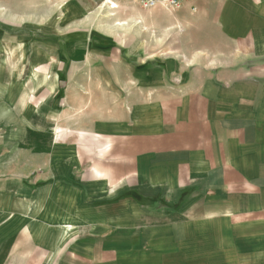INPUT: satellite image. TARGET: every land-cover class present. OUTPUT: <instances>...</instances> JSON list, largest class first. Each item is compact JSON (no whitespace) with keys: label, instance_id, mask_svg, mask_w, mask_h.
<instances>
[{"label":"crops","instance_id":"1","mask_svg":"<svg viewBox=\"0 0 264 264\" xmlns=\"http://www.w3.org/2000/svg\"><path fill=\"white\" fill-rule=\"evenodd\" d=\"M138 14L0 41V264H264V0Z\"/></svg>","mask_w":264,"mask_h":264},{"label":"rangeland","instance_id":"2","mask_svg":"<svg viewBox=\"0 0 264 264\" xmlns=\"http://www.w3.org/2000/svg\"><path fill=\"white\" fill-rule=\"evenodd\" d=\"M141 11L147 10H141L128 2L109 3L105 0H0V41L1 44L7 45L6 50L9 52L10 49L12 50V42L8 43V41L45 38V32L54 31L55 28L58 32H62L68 28L82 29L96 26L101 28L103 35L125 43L126 28L129 23L142 21L138 14ZM165 12L167 14L161 16V21L172 24L170 16H175V13ZM151 21L157 22V19L153 18ZM172 29L165 43L167 55H175L179 50L174 45ZM13 52L15 54V51ZM0 55H3V52L0 51ZM17 67L22 69L21 63L0 61V76L10 69L17 70ZM23 163L27 165L29 160L24 159ZM10 177L13 176L0 175V182L7 181Z\"/></svg>","mask_w":264,"mask_h":264},{"label":"built area","instance_id":"3","mask_svg":"<svg viewBox=\"0 0 264 264\" xmlns=\"http://www.w3.org/2000/svg\"><path fill=\"white\" fill-rule=\"evenodd\" d=\"M105 1L109 3L111 1L113 3L128 2L133 5H136L141 10H152L155 8H161L170 13H177L185 3H193V1L195 0H105Z\"/></svg>","mask_w":264,"mask_h":264},{"label":"bare ground","instance_id":"4","mask_svg":"<svg viewBox=\"0 0 264 264\" xmlns=\"http://www.w3.org/2000/svg\"><path fill=\"white\" fill-rule=\"evenodd\" d=\"M114 6H115V5L113 4L112 7L114 8Z\"/></svg>","mask_w":264,"mask_h":264}]
</instances>
